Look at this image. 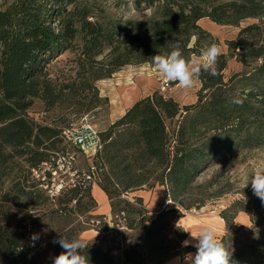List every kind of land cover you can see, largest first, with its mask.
<instances>
[{
  "label": "trees",
  "instance_id": "trees-1",
  "mask_svg": "<svg viewBox=\"0 0 264 264\" xmlns=\"http://www.w3.org/2000/svg\"><path fill=\"white\" fill-rule=\"evenodd\" d=\"M121 1L113 3L119 6ZM132 4L136 10L144 5L153 12L140 20H116L108 14L110 0H2L0 213L8 204L18 207L26 201L37 209L48 201L42 190L47 182L34 172H41L42 165L62 151L58 147L66 129L40 125L31 118L28 112L36 101L45 111L65 108L86 115L101 104L97 81L128 65L153 66L152 57L169 53L177 41L186 57L215 43L198 25L202 19L235 26L245 18L259 22L241 28L237 39L227 43L230 54L219 57L216 76H199L195 104L180 106L154 91L98 132L101 148L92 159L101 172L95 184L106 195L112 218L149 235L142 198L134 196L131 202L122 196L164 187L178 207L160 212L151 225L179 220L182 211L199 210L226 194L230 182L220 178L230 173L237 156L264 146V1L133 0ZM65 54L72 66L68 77L52 76L49 67ZM230 58L246 70L225 80ZM237 97L242 104L232 103ZM174 119L170 134L167 123ZM215 166L218 170L210 179L198 184L199 177ZM45 176L50 178V173ZM91 189L92 182L80 183L64 193L62 203L79 205L87 199L96 208ZM237 193L240 198L219 214L225 226L221 239L232 247L237 264H264V203L253 194L251 184L243 190L246 200L241 189ZM238 213L248 216L250 231L234 223ZM29 226L25 221L14 226L0 223V264H52L63 251L59 245L44 255L43 249L33 252ZM185 237L183 232L181 241ZM195 251L188 245L179 256L183 259ZM87 255L91 264H113V257L94 244H88ZM124 256L129 259L128 251Z\"/></svg>",
  "mask_w": 264,
  "mask_h": 264
},
{
  "label": "rangeland",
  "instance_id": "rangeland-1",
  "mask_svg": "<svg viewBox=\"0 0 264 264\" xmlns=\"http://www.w3.org/2000/svg\"><path fill=\"white\" fill-rule=\"evenodd\" d=\"M114 1L117 0H110L111 5L107 6V10L108 14L116 20H140L148 18L153 12L151 8L144 5L136 10L132 4L133 0H120L121 3L119 6H115L113 3ZM211 1L214 4H221L233 0ZM1 4L2 0H0V5ZM258 22L259 21L255 18H245L238 23V26H235L220 25L209 19H202L198 22V25L211 35L214 42L221 47L222 53L230 54L227 43L237 39L238 32L241 28ZM231 54L233 56L235 52L232 50ZM58 60L57 63L49 67V70L53 74L52 76L67 78L69 70H71L72 67L69 63V56L65 54L59 57ZM245 70L246 69L242 68L234 58H230L228 60L227 69L223 72V75L225 80H227L231 75L235 73L241 74ZM95 85L99 91L101 104L97 109L86 115L77 116L71 112V109L65 108L45 111L43 104L36 101L28 112L29 116L40 125H57L59 127H64V129L75 128L80 126L83 122H86L97 132H101L107 129L113 122L112 117L115 112L113 103L123 105L125 101L128 102L133 98H135L133 101L136 99L138 100L142 97L151 95L154 91H158L163 96L176 100L180 106L192 105L196 102V94L200 87L197 81L194 88H180L177 82L162 79L150 64L125 66L114 73L110 78L97 81ZM123 92L125 94H122ZM125 95L129 98L123 101ZM84 117L86 121L83 119ZM167 124L169 132L172 134L176 120L174 119ZM58 148L63 152L67 150L76 155L74 168L79 172L86 171L88 167L93 165L91 156H85L71 143L65 140L62 141V144L59 145ZM62 151L58 154H61ZM56 158L57 155L55 159ZM261 162H264V146L250 151H244L238 155L230 173L224 174L226 178H220L222 183L226 181L230 182V186L225 187L227 193L218 199L208 201L199 210L182 211L183 216L176 221L169 222L164 220L162 222L160 221L157 225L156 223L151 225V222L156 219V216L160 212L167 210V208L178 207L173 202H168V197L162 192L163 189H157L155 187V190L154 188L149 190L144 188L127 196H122L133 202L134 200L132 198L134 196H138L142 191H146L145 196L151 199L153 203L155 202L158 204L156 210L149 211L146 204L143 203L147 211L145 214L148 219L146 226L151 228L149 235H146V230H141L138 227L134 230L127 229L124 227L122 220L112 218L111 214H103L102 212L105 206L103 203L100 204V198L103 196V192L101 190L99 191V189H95L93 194L97 202H99L100 208L90 207L87 203V199H82L79 205H76L74 202L69 205H64L62 203L66 199L64 193L72 188L69 177L63 178L62 184H59L61 177L58 175L53 179L52 176H50V178L44 177L45 170H43V168L41 172H34V175L40 181L45 178V182H47V187L46 185L42 186L44 196L48 197L46 204L36 207L37 209L32 207V203L26 201L21 202L18 207L11 204L5 205L0 213V223L9 224L11 226L18 225L23 221L30 223L31 226H29L27 234L29 240H32L31 242L34 244L33 252L37 250V252H39V249H43L41 252L43 255L44 252L54 251L55 247L59 246V244L53 243V246L48 247L54 239L58 238L59 233H62L69 238L72 236H79L87 244H94L96 247L101 248L113 257V264H183V259L179 254L183 253V248L185 247L183 246V242L185 240L191 241V237L188 232L182 231L181 228L196 233L199 231L200 226L211 225L215 228L217 236L221 238V236L225 234V226L219 214L222 210L228 208L235 200L240 198V195L237 193L240 190L237 177L242 170L250 171L254 165ZM217 170L216 166L208 170L199 177L197 181L198 184L210 179ZM96 181L97 180H95V182ZM147 203L149 202L147 201ZM59 208H63L62 212L57 211ZM234 223L237 226H241L247 232L251 230V223L245 213H238L234 219ZM183 232L186 234V237L181 241ZM33 234H38V239L35 241L32 239ZM194 243L195 241H191L189 245L193 246ZM61 250L63 249L61 248ZM125 251H128L130 255L129 259L127 258L129 260L128 262L124 256ZM177 258L180 259L177 260Z\"/></svg>",
  "mask_w": 264,
  "mask_h": 264
},
{
  "label": "clouds",
  "instance_id": "clouds-1",
  "mask_svg": "<svg viewBox=\"0 0 264 264\" xmlns=\"http://www.w3.org/2000/svg\"><path fill=\"white\" fill-rule=\"evenodd\" d=\"M221 55V47L217 43H211L199 54H190L186 57L182 51V45L177 41L169 53L153 56L152 65L162 79L177 82L180 88L191 89L196 86L197 79L202 73L212 76L218 74L217 64ZM232 103L240 105L243 100L237 97L232 100ZM237 181L242 194L243 190L251 184L253 194L264 203V162L254 165L250 171L242 170ZM244 198L246 200L245 196ZM181 230L190 234L191 241H195L193 246L196 248L195 253L184 254L183 264H237L232 258V247L230 250L217 236L215 228L211 225L200 226L196 233L182 228ZM32 239L33 241L38 239V234H33ZM191 241L185 240L183 246H188ZM53 243L59 244L63 251L53 258L52 264H91L87 255L88 244L81 237L69 238L59 233Z\"/></svg>",
  "mask_w": 264,
  "mask_h": 264
},
{
  "label": "built area",
  "instance_id": "built-area-1",
  "mask_svg": "<svg viewBox=\"0 0 264 264\" xmlns=\"http://www.w3.org/2000/svg\"><path fill=\"white\" fill-rule=\"evenodd\" d=\"M83 119L85 120V117ZM63 137L66 142L71 143L85 156L93 157L101 148L98 132L86 122H83L78 127L66 129L63 131ZM75 157V154L66 150L61 154H57L56 159L52 158L50 162L44 163L42 168L45 172L50 173L52 179L57 175L60 176L61 179L59 180V184H62L63 178L69 177V182L72 187L83 182H92L93 186L96 177L101 170L97 169L94 165H91L86 171L79 172L74 168ZM43 180H45V178H43ZM168 202H170V200Z\"/></svg>",
  "mask_w": 264,
  "mask_h": 264
},
{
  "label": "crops",
  "instance_id": "crops-1",
  "mask_svg": "<svg viewBox=\"0 0 264 264\" xmlns=\"http://www.w3.org/2000/svg\"><path fill=\"white\" fill-rule=\"evenodd\" d=\"M137 100V99H136ZM136 100H134L133 102H131L130 103V105L129 106H127V107H124L122 110H123V112L121 113V112H119V114L117 115V116H115V117H112V121H115L116 119H118L120 116H122L123 114H124V112L136 101ZM176 101V100H175ZM157 189H163L162 190V192L164 193V194H166L165 193V189H164V187H156ZM156 188H154V190L156 189ZM95 189H99V191L101 190L99 187H98V185H96V184H94L93 186H92V189H91V192H92V195H93V197H94V199H95V201H96V203H97V207L98 208H100V204H104V206H105V209H104V211L102 212L103 214H110V206H109V201H108V199H107V197H106V195L104 194V192H103V196H101V198H100V204H99V202H97V199L95 198V196H94V194H93V191L95 190ZM145 194H146V191H142V193L140 194V195H138L139 197H141L142 198V200H143V203H145L146 204V206L148 207V210L149 211H154V210H156V208L158 207V204H156L155 202L153 203V201H151V199H149L148 197H146L145 196ZM102 195V194H101ZM146 199H148V200H146ZM147 201L149 202V203H147Z\"/></svg>",
  "mask_w": 264,
  "mask_h": 264
},
{
  "label": "bare ground",
  "instance_id": "bare-ground-1",
  "mask_svg": "<svg viewBox=\"0 0 264 264\" xmlns=\"http://www.w3.org/2000/svg\"><path fill=\"white\" fill-rule=\"evenodd\" d=\"M134 83V82H133ZM128 84V83H127ZM131 84V83H130ZM122 94H125L124 92L122 93ZM141 94V93H140ZM123 96V95H122ZM119 97V96H118ZM134 97V96H133ZM132 97V98H133ZM126 98V99H125ZM129 97H127V95H125L124 97H123V101H125V100H127ZM133 99H135V98H133ZM133 99L132 100H130V101H125L124 102V104L122 105V104H117V103H113V109L115 110V112H114V116L113 117H115V116H117L118 114H119V112H123V108L124 107H127V106H129L130 105V103L133 101ZM121 101V100H120ZM121 112V113H122Z\"/></svg>",
  "mask_w": 264,
  "mask_h": 264
}]
</instances>
